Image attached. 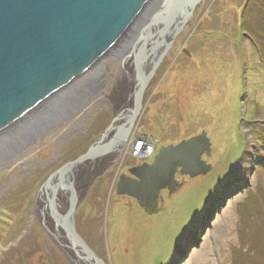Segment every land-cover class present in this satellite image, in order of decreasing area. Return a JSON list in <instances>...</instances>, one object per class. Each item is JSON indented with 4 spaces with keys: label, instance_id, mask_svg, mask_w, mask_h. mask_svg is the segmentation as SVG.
I'll list each match as a JSON object with an SVG mask.
<instances>
[{
    "label": "rangeland",
    "instance_id": "rangeland-1",
    "mask_svg": "<svg viewBox=\"0 0 264 264\" xmlns=\"http://www.w3.org/2000/svg\"><path fill=\"white\" fill-rule=\"evenodd\" d=\"M98 79L103 90L81 123L60 124L61 134L27 152L21 172L20 160L0 167V264H71L37 197L49 175L85 153L119 108L120 85L112 84L117 95L108 96L110 75ZM204 131L211 170L195 178L177 174L185 183L171 195L162 191L159 214L117 194L120 175L152 163L160 147ZM135 136L151 138L154 155L129 154ZM104 170L75 222L106 264H264V0L202 1L150 83L124 153Z\"/></svg>",
    "mask_w": 264,
    "mask_h": 264
},
{
    "label": "water",
    "instance_id": "water-1",
    "mask_svg": "<svg viewBox=\"0 0 264 264\" xmlns=\"http://www.w3.org/2000/svg\"><path fill=\"white\" fill-rule=\"evenodd\" d=\"M202 1L0 0V134L9 130L14 152L100 95L102 63H128L122 108L85 153L53 171L38 191L40 214L71 264H106L77 231L76 210L104 168L124 153L150 83ZM29 115L36 126H22ZM204 154H212L205 131L162 146L152 163L120 175L117 194L157 214L164 209L162 191L171 195L184 185L177 174L195 178L211 170Z\"/></svg>",
    "mask_w": 264,
    "mask_h": 264
},
{
    "label": "bare ground",
    "instance_id": "bare-ground-1",
    "mask_svg": "<svg viewBox=\"0 0 264 264\" xmlns=\"http://www.w3.org/2000/svg\"><path fill=\"white\" fill-rule=\"evenodd\" d=\"M114 54V53H113ZM117 59H115L114 61H116ZM119 60L120 59H118V64H117V71L115 72L116 73V75H115V73L113 72L114 71V69H115V63L113 62V64L111 65H105V63L103 64L102 63V65L100 66L101 67V72H99V75L100 74H105V76L106 77H109V75H110V79L108 80V83L106 84V88L108 89L107 90V95L108 96H110V95H117V94H114V91H115V89H116V86H115V88H114V86L113 85H120V88H121V91H120V93H123L124 92V90H123V88H122V86H123V82H124V75L126 74V72H128V63L126 62L125 64H124V66H123V64H121V69H122V72H123V76L121 77V78H118V79H120L121 81H117V74H118V72H119V68H120V62H121V60H120V62H119ZM105 66H107V68H105ZM99 67V68H100ZM109 70V71H108ZM108 72H109V74H108ZM99 75H98V78H99ZM88 78H92V77H88ZM86 81H88L89 82V79H85ZM91 81H93L94 82V80L92 79ZM88 82H86V84L88 83ZM113 84V85H112ZM112 86V87H111ZM110 88H112V89H110ZM97 90V88H95L94 90H91L90 89V91L91 92H95ZM103 90V89H102ZM103 94V93H102ZM118 96H120V100H119V102H118V106H119V109H121L122 107L121 106H123V103H124V99H126V96L124 95V97L122 98L121 97V95L120 94H118ZM105 97H107V96H105ZM60 98V97H59ZM59 98H57L56 100H58ZM55 100V101H56ZM94 100V99H93ZM93 100H92V102H93ZM54 101V102H55ZM92 102H89V104H87L86 106H84L83 108H81L80 110H79V113L78 114H76L72 119H70L69 121L68 120H64V121H62L61 123H59V125L57 126V127H55V128H52V129H50L49 131H47L44 135H42L41 137H39V138H37V141L35 140H33V142H31V144H27L26 146H23L24 144H26V143H28L29 141H27V142H23L22 143V148H21V150L19 149L18 151H16V152H14L13 151V149H12V147L8 144V143H10V141H11V133H8L9 132V130L8 131H6V132H4V133H2V134H0V149L1 148H3L4 147V149L6 150L5 151V153H6V156L3 158V159H1L0 160V167H8L11 163L13 164L17 159H21V157L23 156V155H25L27 152H30V151H34L36 148H38V147H40L41 145H42V142H44L45 140H50V139H52L53 138V136L54 135H59V134H61V132H62V127L61 128H59V126H60V124L62 125V124H64V123H66L65 125H67V124H71V122L76 118V116H78V115H80L81 113L82 114H86V112H87V108H88V106L90 105V104H92ZM31 115H29V117H27V118H25V119H23L22 121H21V123H22V126H24V127H28V128H30V127H32V126H36L38 123H36V117H35V115H33V116H31ZM58 118V117H57ZM71 125H74V124H71ZM17 138H20V137H18V136H16ZM22 152H25L23 155H21L22 154ZM153 152H155V151H153ZM152 152V153H153ZM147 156H150V154H148ZM146 156V157H147ZM135 158V157H134ZM119 159V158H118ZM95 183V182H94ZM94 185V184H93ZM131 198H133V197H131ZM129 199V198H128ZM143 209V208H142ZM129 212V211H128ZM227 212V211H226ZM159 214V213H158ZM234 219V215H232L231 214V216H230V218H229V220H233ZM226 221H228V219L226 220ZM47 222H49V225H50V227H49V231L50 232H55V230L53 229V227L51 226V224H50V221L49 220H47ZM230 222H232V221H230ZM229 223V222H228ZM229 226H232V225H229ZM221 227H222V225H221ZM227 227V226H226ZM230 231V229L228 230V232ZM232 232V231H231ZM233 235V234H232ZM226 237V236H225ZM230 240V239H229Z\"/></svg>",
    "mask_w": 264,
    "mask_h": 264
},
{
    "label": "built area",
    "instance_id": "built-area-1",
    "mask_svg": "<svg viewBox=\"0 0 264 264\" xmlns=\"http://www.w3.org/2000/svg\"><path fill=\"white\" fill-rule=\"evenodd\" d=\"M130 151L128 152L135 158L139 160H146L148 154H153L155 152V145L151 138L143 136L139 141L133 139L132 143H129ZM153 152V153H152Z\"/></svg>",
    "mask_w": 264,
    "mask_h": 264
},
{
    "label": "flooded vegetation",
    "instance_id": "flooded-vegetation-1",
    "mask_svg": "<svg viewBox=\"0 0 264 264\" xmlns=\"http://www.w3.org/2000/svg\"><path fill=\"white\" fill-rule=\"evenodd\" d=\"M201 4H202V3H201ZM200 6H201V5H200ZM200 6H199V7H200ZM199 7H198V8H199ZM198 8H197V9H198ZM197 9H196V10H197ZM195 13H196V11H195ZM195 13H194V15H195ZM193 18H194V16H193ZM192 20H193V19H192ZM187 27H188V26H187ZM187 27H186V28H187ZM186 28H185V30H186ZM185 30H184V31H185ZM175 43H176V42H175ZM83 115H85V114H83ZM81 118H82V113H81L80 115L76 116V118L71 122V124H74V125L77 126V124H78L79 122H80V123L82 122V119H81ZM57 136H58V135H57ZM57 136L54 135L52 139H54V138L57 137ZM52 139H50V140H45L44 142H42V145L45 144V143H48V142L51 141ZM32 151H33V150H32ZM32 151H31V152H32ZM27 156H29L28 153L26 154L25 160H23V161H25V163L21 161L22 159H17V160L14 162V163H16L18 160H20V163L18 164V167H17L19 172H21V171L23 170V168H25V166H26L27 164H29V161H28L29 159L27 158ZM11 164H12V163H11ZM11 164H10V165H11ZM10 165H9V166H10ZM9 166H8V167H9ZM8 167H5V168H8ZM5 168H4V169H5ZM4 169H2V170H4ZM2 170H0V172H1ZM129 170H130V169H129Z\"/></svg>",
    "mask_w": 264,
    "mask_h": 264
},
{
    "label": "trees",
    "instance_id": "trees-1",
    "mask_svg": "<svg viewBox=\"0 0 264 264\" xmlns=\"http://www.w3.org/2000/svg\"><path fill=\"white\" fill-rule=\"evenodd\" d=\"M241 241H242V239H241ZM244 241H247V239H246V238H245V239H243V242H244Z\"/></svg>",
    "mask_w": 264,
    "mask_h": 264
}]
</instances>
